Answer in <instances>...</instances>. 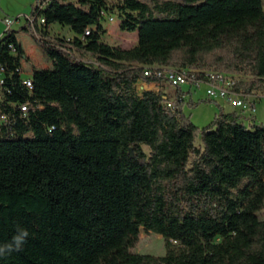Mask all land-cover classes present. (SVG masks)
<instances>
[{"label": "trees", "instance_id": "1", "mask_svg": "<svg viewBox=\"0 0 264 264\" xmlns=\"http://www.w3.org/2000/svg\"><path fill=\"white\" fill-rule=\"evenodd\" d=\"M106 1H53L40 13V39L28 23L21 27L51 69H33L25 120L7 106L24 93L18 77L6 83L0 245L18 227L29 236L0 264H264V125H245L213 101H179L183 92H163L162 81L159 93L135 87L155 82L143 71L159 67L242 75V94L264 93L262 0L153 9L123 0L119 30L136 32L137 45L121 60L101 44ZM54 24L74 37L47 40ZM10 43L23 56L11 30L0 37V54ZM200 103L218 109L202 128L184 114ZM141 229L162 237L163 256L130 252Z\"/></svg>", "mask_w": 264, "mask_h": 264}, {"label": "built area", "instance_id": "2", "mask_svg": "<svg viewBox=\"0 0 264 264\" xmlns=\"http://www.w3.org/2000/svg\"><path fill=\"white\" fill-rule=\"evenodd\" d=\"M53 1L59 0H40L36 6V12L34 16L27 17L26 23L31 28L32 33L37 39H40L41 29L45 25V18L40 16L41 11L47 9ZM262 10L264 12V0H262ZM105 19L107 18L104 13L101 14ZM113 21V18H108ZM18 19L4 18L3 26L4 31L1 36H5L12 25L17 22ZM90 36V30L87 29L83 36L80 38L84 41ZM69 40V39H68ZM12 57H19L18 66H15ZM27 64L25 55L19 56L17 49L14 44L8 45V53L0 54V106L4 103V96L10 95V90L6 87L8 80L12 76L16 75L20 81V85L23 88V95L21 99L11 100L7 102V106L14 113L18 114V117L22 120L27 119L28 112L30 110L29 99L32 92L31 74H28L24 69V65ZM144 77H152L156 81L146 83L143 80L138 81L135 84L136 90L140 91H153L159 93L161 84L168 86L173 90H180L183 95L179 97V101H186L192 95L204 94L205 98L213 102H224L231 108L238 111L240 118L245 120L249 118V113L253 111L252 106L254 102L249 99V95L242 94L238 89L240 83L244 80L242 75H232L226 73L215 72L213 70H198V69H176V68H159V67H148L143 71ZM159 81V82H158ZM254 94L255 100L258 96ZM264 100V95H262ZM254 100V101H255ZM172 102L167 103L168 107H171ZM9 124V116L7 112H4L0 107V128L6 127ZM53 128H49L52 131Z\"/></svg>", "mask_w": 264, "mask_h": 264}, {"label": "rangeland", "instance_id": "3", "mask_svg": "<svg viewBox=\"0 0 264 264\" xmlns=\"http://www.w3.org/2000/svg\"><path fill=\"white\" fill-rule=\"evenodd\" d=\"M36 0H0V37L1 33L4 31L3 20L4 18L18 19L12 27L11 31L16 32V39L18 43L22 46L23 50L30 57L34 69H51V63L46 58L45 54L35 43L30 33L24 32L21 30V25H25V18L29 17L31 13V7L35 4ZM141 2L148 5L151 9L157 3H163L167 1L171 2H180L181 0H140ZM123 0H107L106 6L108 11L106 12V17L103 20L104 34L101 36V44L106 48L107 52L110 54H115L120 57H127L137 45V34L122 32L119 30L120 18L121 15L118 6H121ZM158 16V15H156ZM108 18H113V21H110ZM46 39L53 41L55 39L70 40L74 37V34L65 27H60L59 25H51L48 31ZM76 57L86 63H94V59L89 54H81L76 52ZM107 57V56H105ZM29 70L28 66H26ZM245 77L243 80L245 81ZM168 86H165L163 92H169ZM199 100H207L203 93L199 96ZM186 101H189L187 99ZM196 102V101H194ZM262 105H264L262 103ZM264 107V106H263ZM215 109L218 112V109L215 105ZM184 114L190 117V121L196 127L202 128L209 125L214 119V113L209 106V103H200L196 107H184ZM145 152H148L144 148ZM264 211V210H263ZM260 218L264 220V212L260 214ZM165 242L162 237L154 235L152 233H147L140 230L138 240L134 247L130 250L131 253L141 254V255H151L155 257H161L165 254Z\"/></svg>", "mask_w": 264, "mask_h": 264}, {"label": "crops", "instance_id": "4", "mask_svg": "<svg viewBox=\"0 0 264 264\" xmlns=\"http://www.w3.org/2000/svg\"><path fill=\"white\" fill-rule=\"evenodd\" d=\"M24 18L26 19V17H24ZM22 26H24V25H21V27ZM21 48H22V46H21ZM22 50H23V48H22ZM23 53H24L25 57L29 60V61H27V64L24 65V69L26 70L27 69L26 66H28L29 70H26V72L28 74H31L32 71H33V69H34L33 68V64H32V61H31L30 57L26 54V52L24 50H23ZM36 70H39V69H36ZM254 94H257L256 95V96H258L257 100H255ZM262 95H264V93H253V94H249V99L254 102V106H252L254 108H253V111H251L249 113V118L248 119L246 118L245 120L243 119V121H242V119L240 118V121H242L245 125H248L250 122H253L255 124H262V125H264V107H263L264 105H262V103L264 104V100H262V98H261ZM198 96L199 95H192L189 98V100H192V101H200ZM215 103L221 107V109L224 111V113H235V114L238 115V111L236 109L231 108L228 104H226L224 102H221V101L215 102ZM209 106H210V108L212 109V111H213V113L215 115L217 113V110L215 109V104H209Z\"/></svg>", "mask_w": 264, "mask_h": 264}, {"label": "clouds", "instance_id": "5", "mask_svg": "<svg viewBox=\"0 0 264 264\" xmlns=\"http://www.w3.org/2000/svg\"><path fill=\"white\" fill-rule=\"evenodd\" d=\"M29 232L25 228L18 227L16 234L10 243L0 245V258L10 255L13 251H18L26 243Z\"/></svg>", "mask_w": 264, "mask_h": 264}]
</instances>
